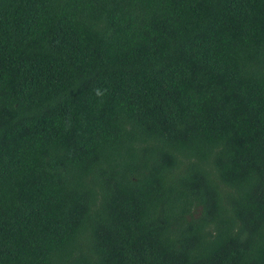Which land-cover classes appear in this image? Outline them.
Instances as JSON below:
<instances>
[{
    "label": "trees",
    "instance_id": "1",
    "mask_svg": "<svg viewBox=\"0 0 264 264\" xmlns=\"http://www.w3.org/2000/svg\"><path fill=\"white\" fill-rule=\"evenodd\" d=\"M0 264H264V0H0Z\"/></svg>",
    "mask_w": 264,
    "mask_h": 264
},
{
    "label": "clouds",
    "instance_id": "2",
    "mask_svg": "<svg viewBox=\"0 0 264 264\" xmlns=\"http://www.w3.org/2000/svg\"><path fill=\"white\" fill-rule=\"evenodd\" d=\"M96 95L101 96V95H103V93L100 90H96Z\"/></svg>",
    "mask_w": 264,
    "mask_h": 264
}]
</instances>
